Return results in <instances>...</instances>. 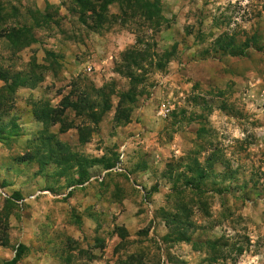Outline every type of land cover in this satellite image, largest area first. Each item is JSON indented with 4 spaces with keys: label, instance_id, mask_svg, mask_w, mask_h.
I'll list each match as a JSON object with an SVG mask.
<instances>
[{
    "label": "rangeland",
    "instance_id": "374dc122",
    "mask_svg": "<svg viewBox=\"0 0 264 264\" xmlns=\"http://www.w3.org/2000/svg\"><path fill=\"white\" fill-rule=\"evenodd\" d=\"M159 1L165 65L132 80L118 19L0 0V264H264V0Z\"/></svg>",
    "mask_w": 264,
    "mask_h": 264
},
{
    "label": "trees",
    "instance_id": "16d2710c",
    "mask_svg": "<svg viewBox=\"0 0 264 264\" xmlns=\"http://www.w3.org/2000/svg\"><path fill=\"white\" fill-rule=\"evenodd\" d=\"M72 4H74V8L79 9L83 19L85 18L87 21L91 20L93 23L99 25L108 21L113 22L114 19H118L123 29L135 36L134 45L120 54L119 59L114 64L118 74H123L129 79L134 80L135 75L131 72V69L133 68L139 69L140 72H143V69H140L141 66L152 67L153 65L157 70L163 68L165 64H161L159 61L152 64V60L156 59L157 55V44L154 37L163 28H167L169 25V21L166 20L162 14L159 0H73ZM114 5L118 7L119 12L116 15H109V8ZM253 43L256 44L257 42L255 41ZM244 46L245 49L239 51V53L235 55L236 57L246 56L245 51L248 48V43L246 42ZM226 49L227 48H224L223 52H226ZM231 49L232 48H230L229 51L233 53V50ZM233 55L234 54L229 56L234 57ZM4 79L5 78H1L2 81L6 82ZM211 166L212 163L209 168H211ZM203 172V170L199 169L194 174L199 181L206 178ZM191 183L192 180H187V185L184 188L188 191H199L200 194L205 193L202 190H197V188ZM71 191H69L66 196L70 195L72 193ZM171 194H177V192L171 191ZM187 218L186 209L183 206L175 207L174 214L167 213L162 218L164 220L163 224L167 230L164 238L172 239V236L175 235V238H173L175 243L189 244L191 240L186 233V227L189 226L188 220L186 221ZM221 240L222 239L213 242L209 241L208 246L214 251V249L218 247L216 244L220 243ZM236 251L239 256L244 252L242 249ZM130 260H132V257L128 258L129 263Z\"/></svg>",
    "mask_w": 264,
    "mask_h": 264
},
{
    "label": "built area",
    "instance_id": "2783aa9c",
    "mask_svg": "<svg viewBox=\"0 0 264 264\" xmlns=\"http://www.w3.org/2000/svg\"><path fill=\"white\" fill-rule=\"evenodd\" d=\"M123 159H124V154H123V151L121 150L119 157H118V161L114 164V167L113 169H111V172L116 173V174L123 173V170H122L123 169ZM44 194L50 195L48 192H44Z\"/></svg>",
    "mask_w": 264,
    "mask_h": 264
},
{
    "label": "crops",
    "instance_id": "0c3cea01",
    "mask_svg": "<svg viewBox=\"0 0 264 264\" xmlns=\"http://www.w3.org/2000/svg\"><path fill=\"white\" fill-rule=\"evenodd\" d=\"M126 196H127V195H126V191L123 189V197H126ZM155 222H156V223H159V220H158V219H155ZM158 227H161V228L163 227L164 230H165V234L167 233V230H166L165 225H164L163 223L159 224ZM165 234H164V235H165Z\"/></svg>",
    "mask_w": 264,
    "mask_h": 264
}]
</instances>
